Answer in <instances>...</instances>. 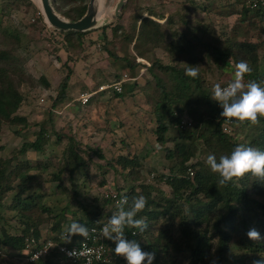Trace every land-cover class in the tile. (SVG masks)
Returning <instances> with one entry per match:
<instances>
[{"label":"rangeland","instance_id":"1","mask_svg":"<svg viewBox=\"0 0 264 264\" xmlns=\"http://www.w3.org/2000/svg\"><path fill=\"white\" fill-rule=\"evenodd\" d=\"M30 1L31 3L24 0H0V50L10 52L23 66L24 76L19 79L18 86L23 101L16 114L24 117L27 124V126L5 123L1 125L0 158L6 162V159L14 156L24 143L33 142L42 128L46 130L49 141L43 146V153L37 155L33 151H27L24 155L18 156L13 163L15 166L29 162L34 166L28 174L36 176L35 180L23 198L34 191L44 194L39 200L40 205L51 212V214L42 212L41 208L35 205L31 210L32 219L41 225H51L57 221L53 215L61 213L62 209L66 208L62 221L63 231L72 211L80 210V206L88 210L93 207V199L102 190L103 186L100 185L102 180H105L106 186L114 190L113 186L128 188L133 183L134 186L140 184L155 186L169 196L170 189L160 183L158 178L170 174L173 162L166 159L164 149L173 148L171 139L176 136L177 131L176 128H172L166 134L169 141L163 146L159 145L155 135L157 127L155 116L169 111L183 112L184 117L189 119L188 122H182L185 124L186 133L195 132L198 118L189 106L179 100L176 75L158 71L152 64L158 59L163 65H176L183 69L186 63L171 61L163 49H151L149 45L140 42L129 43L115 37L112 28L121 26L123 29H129L136 14L142 11L146 17L147 9L151 8L156 14L164 16L163 20L151 17L160 24H164L168 17H173L174 25L171 31L175 30L180 34L186 28L192 30L188 32L195 34L200 40L194 43L197 44L201 55L202 52H210L209 47L224 49L226 44L223 41L234 38V35L239 41L263 42L260 24L254 20L252 25L246 22L239 23L238 21L243 18L240 16V7L225 6L221 0H205L208 3L195 0L201 6H208L205 12L196 9L190 0H126L117 16L115 9L120 0H101L100 18L96 27L85 32L78 44L74 37L71 38L72 42L68 43L61 34L51 35L47 26L44 29L47 31L44 32V20H39L38 13L40 3L38 0ZM247 17L250 18V15ZM163 29L167 30L169 26L164 24ZM196 29L197 33H194ZM204 30H207V34L202 35ZM10 33L18 35V40L10 38ZM209 34L221 41L211 42ZM106 42L110 43L105 48ZM111 54L119 58L127 57L131 61L135 58L139 65L128 69L121 60L114 61ZM259 55L264 56L263 49L259 51ZM230 65L234 69L232 61ZM197 66L209 87L216 84H223L224 87L234 79L233 70L225 69L221 61H214L211 57L207 56ZM263 68L261 62V69ZM69 72L71 73L65 105L61 109H55L56 113L51 116L49 110L57 96L58 86ZM124 75L132 79L125 83L130 93L122 99H117L114 97L115 94H120L122 90L116 93L107 86L114 84ZM41 79L47 83V87ZM100 86L107 87V90L99 92ZM83 93L92 94L91 98L96 97L87 107L83 106L91 98L85 105L78 101ZM10 116L9 113L6 114L4 120L7 121ZM237 128L239 140L245 141L249 140L245 136L256 131L253 125H244V122H240ZM230 130L225 133H229ZM16 131L19 135H15ZM58 134L64 137L59 144H54ZM68 137L80 142L75 148L84 160V166L72 172L69 169L73 167L75 161L68 158ZM97 152H100L103 158L99 157ZM120 155L139 158L140 165L132 174L135 178L133 181L124 178L128 171L121 172L119 166L115 165V160ZM206 159L205 154L198 152L191 163ZM67 162L69 164L66 166ZM39 164L46 168L43 169L38 166ZM109 164L114 167H109ZM62 168L66 169L62 170L60 180H54V175ZM18 184L19 179H14L13 191L5 196L6 207L0 210V217L3 218L0 220V228L4 227L11 234L17 233L19 222L14 217L16 211L8 209L7 205L17 191ZM160 222L152 227L151 233L155 234L158 231ZM41 233L44 236L48 235L44 229H41ZM149 240V237H144L142 243L145 245ZM261 241L264 246V238ZM216 242L217 239L214 240V248ZM232 252L235 256L247 254V263L253 264L256 256L260 261H264V251L254 254L249 250L244 252L239 247H233ZM5 253L8 258L0 259L5 261L13 259L15 264H25L13 254L11 258L12 252ZM14 254L17 256L16 252ZM180 261L178 264L190 263L187 256L180 257ZM232 264L239 263L236 261Z\"/></svg>","mask_w":264,"mask_h":264},{"label":"trees","instance_id":"2","mask_svg":"<svg viewBox=\"0 0 264 264\" xmlns=\"http://www.w3.org/2000/svg\"><path fill=\"white\" fill-rule=\"evenodd\" d=\"M24 1L31 3L30 0ZM49 1L54 11L68 21L81 19L86 13L89 2V0ZM206 1L204 3H208ZM221 1L228 7H240V16L243 18L238 21L239 23L246 22L252 25L254 24L253 20L257 21L260 24L261 36L264 39V12L261 9L252 10L244 1L240 0ZM190 3L195 5L196 9L204 12L205 8L208 7L201 6L195 0H190ZM141 12L134 16L129 29H123L121 26L113 27V36L122 38L129 43L140 42L143 45H149L151 49H163L171 58V61L184 62L186 67L188 65L197 66L208 56L213 58L214 61H221L225 69L235 72V67L234 69L231 68L230 61L235 66L240 60H246L251 66L252 72L244 76L245 83L255 81L264 86V68L261 69V62L264 67V56L259 55V51L264 50V41H239L237 36L234 35V38L223 41L226 44L224 49L209 47L210 52L205 51L200 55L198 46L194 43L200 42V40L195 34L188 32L192 30L186 28L180 34H177L175 30L171 31L174 25L171 16L164 23L169 26V29L164 30V24H160L151 18L163 20V15L156 14L151 8L147 9L146 17L143 15L145 13ZM38 13L39 20H44L41 12ZM235 14L238 15L237 12ZM247 15H250V18ZM46 26L44 22V32L47 31L44 30ZM47 29L51 31L50 34L53 36L63 35L68 43L72 42L71 38L74 37L77 43L80 44V40L84 35V33L73 31L59 32L52 28ZM103 29L105 30L106 27H103ZM194 33H197V29L194 30ZM201 34H207V30H204ZM209 36L211 42L221 41L211 34ZM9 37L18 40V35L10 33ZM108 43L110 42L105 43V48ZM111 57L114 61L121 60L124 62L125 67L128 69H133L139 65L135 58L131 61L127 57L119 58L115 54H111ZM152 67L158 71L171 72L176 75L178 98L195 112L198 123L195 132L186 133V128L180 129L183 121H189L186 116L184 117L183 112L169 111L162 115L156 114L157 127L155 135L159 145L163 146L169 141L166 134L172 128H176L177 131L176 136L171 139L173 148L164 149L166 159L173 162L170 174L161 175L158 178L160 183L165 184L170 189V195L166 196L163 191L151 185L140 184L134 186L131 183L128 188L113 186L117 191H125V196L129 198V201L139 195H143L147 199L145 209L138 213L137 218L146 219L148 229L140 233L137 229L126 228V235L141 242L140 245L143 250L155 253L153 264H178L181 262L180 257L184 258L185 256L190 259L189 264H232L236 261L239 264H251L246 261L247 254L243 253L235 256L232 248L239 247L244 252L249 250L254 254L264 251L261 240L253 241L246 235L248 230L255 228L260 232L262 239L264 238V181H260L251 174H246L242 178H234L227 185H220L218 174L210 170L206 160L198 161L195 164H192L191 161L196 158L198 152L206 156L214 154L218 159L220 155L230 154L238 144L256 147L264 151V117H259V124L257 125L244 122V125H253L256 131L254 134L245 136L249 140H239L237 126L241 121L232 119L231 123H228L226 118L220 116L222 108L212 100L213 87L207 85L201 72H199L197 78H191L185 75L186 67L182 69L176 65H163L158 59H155ZM70 73L62 79L58 86L57 96L49 110L51 116L54 112L56 113L55 109H61L65 105ZM23 76L24 70L20 61L12 56L10 52L0 50V128L4 123L27 126L26 119L16 114L23 101V95L18 89L19 79ZM119 78L116 82L121 80ZM41 80L47 87V83L43 79ZM129 93V87L124 84L122 92L115 94L114 97L122 99ZM94 98L96 99V97ZM94 98H91L83 107L91 105ZM166 101L167 98H165ZM8 113L11 116L5 121L4 116ZM225 124L228 125L229 130L231 129L229 133L223 131ZM14 133L19 135L18 131ZM48 137L46 130L42 128L36 134L33 142L24 143L21 149L15 152L14 156L6 159V162H3L0 158V210L6 207L4 203L5 196L13 191L14 179H19V184L16 186L17 191L14 193L10 204L7 205L8 209L17 213L14 217L19 222V230L16 234H11L4 227L0 228V248H4L10 253L12 251L11 258L14 252L21 251L27 238H39L41 229L46 230L48 235L58 236L62 234V221L64 220L66 208L62 209L61 213L53 215L54 220H57L54 224L41 225L38 221L33 220L31 210L35 205L39 206L42 212L51 214L49 209L40 205L39 200L44 194H38L34 191L31 195L23 198L24 193L32 187L35 180L36 176H29L28 174V171L32 170L34 166L29 162L13 166L18 156L24 155L27 151H33L37 155L42 154L43 146L49 141ZM63 137V135L58 134L54 144H59ZM68 141V158L70 161H75L73 167L69 169L72 172L82 168L84 160L75 148L80 142L78 141V144L71 137H68ZM96 154L103 158L100 152ZM139 162V158L136 156L120 155L116 158L115 165L119 166L121 172L128 171L124 178L133 181L135 178L132 174L139 167ZM68 164L69 162L65 165ZM38 166L42 167L41 164ZM109 167L113 168L114 166L109 164ZM42 168L45 169L46 166ZM64 169L66 168H62L54 175V180H60ZM100 185L103 187L96 198L93 199V207L88 210L80 206V210L72 211L67 226L76 221L88 227L94 219L101 215L103 206L106 204L103 199V191L109 186H106L105 180H102ZM183 205H186V207L184 208ZM0 220H3V218L0 217ZM159 221L161 222L158 231L155 234L151 233L150 230ZM132 231L136 232L135 236L130 235ZM144 237L150 239L145 245L142 243ZM215 239H217V242L214 248ZM233 240L235 241L233 242ZM259 259L258 256L255 257V261ZM3 263L15 264L16 262L13 259L11 261L0 259V264ZM32 264L64 263L60 261L58 253L51 251L45 258Z\"/></svg>","mask_w":264,"mask_h":264},{"label":"clouds","instance_id":"3","mask_svg":"<svg viewBox=\"0 0 264 264\" xmlns=\"http://www.w3.org/2000/svg\"><path fill=\"white\" fill-rule=\"evenodd\" d=\"M251 72L249 63L246 60H240L235 65L233 81L225 87L220 84L213 87L212 100L222 108L221 117L249 122L253 125L259 124V117H264V86L255 81L244 82V76ZM185 75L197 78L199 66L188 65L185 68ZM206 163L213 173L218 174L220 185H227L234 178H242L246 174L264 181V151L256 147L238 144L230 154L220 155L218 159L216 155L209 154ZM146 205L147 199L143 195L133 197L131 201L124 196L118 201L116 211L111 214L100 232L103 238L115 244L114 253L117 256H123L127 264H153L155 260L154 252L143 250L139 241L129 240L125 233L126 228L137 229L140 233L148 229L146 219L137 218L138 213L142 212ZM95 231L82 223L73 221L64 227L62 239L65 243H70L73 236L79 235L87 240ZM246 235L253 241L262 239L260 232L255 228L248 230ZM67 255L77 257L87 253L72 250ZM253 264H264V261L257 260Z\"/></svg>","mask_w":264,"mask_h":264},{"label":"built area","instance_id":"4","mask_svg":"<svg viewBox=\"0 0 264 264\" xmlns=\"http://www.w3.org/2000/svg\"><path fill=\"white\" fill-rule=\"evenodd\" d=\"M240 1H244L252 10L259 8L264 12V0ZM47 27L50 28L48 25ZM143 71L144 70H142V72ZM128 80L132 79L124 75L120 81L107 87L116 93H120L122 84H125ZM107 87L100 86L98 91L103 92L107 90ZM91 96L92 94L83 93L79 96L78 101L82 105H85ZM227 122L231 123V120L227 119ZM184 125L185 124L181 123L180 129H183ZM227 130H229V127L225 124L223 126V131L226 132ZM124 196V192L112 188H107L103 191V199L106 204L103 206L101 215L94 219L92 224L88 226L90 230L95 229L96 231L87 240L76 235L72 237L70 243H65L62 239V234L58 236H44L41 233L39 238H27L21 251L16 253L17 256L14 254V257H18L19 260L26 264H32L45 258L51 251H54L59 254L60 261L64 264H89V261H91V264H127L123 256H117L114 253L115 244L111 240H107L100 235L103 225L110 218L111 214L116 211L118 201ZM133 233L136 234L135 231H132L130 235L135 236ZM127 238L131 240L129 236H127ZM72 250L84 251L87 255H79L77 257L67 255V253ZM5 252H7L6 249L0 248V258H8Z\"/></svg>","mask_w":264,"mask_h":264},{"label":"water","instance_id":"5","mask_svg":"<svg viewBox=\"0 0 264 264\" xmlns=\"http://www.w3.org/2000/svg\"><path fill=\"white\" fill-rule=\"evenodd\" d=\"M126 0H120L115 9V16L118 15ZM39 8L44 22L53 30L59 32L73 31L85 33L94 29L98 22L99 0H89L84 16L77 21H68L59 16L52 8L49 0H39Z\"/></svg>","mask_w":264,"mask_h":264},{"label":"bare ground","instance_id":"6","mask_svg":"<svg viewBox=\"0 0 264 264\" xmlns=\"http://www.w3.org/2000/svg\"><path fill=\"white\" fill-rule=\"evenodd\" d=\"M39 1V0H38ZM100 2H101V0H99V13H98V19L100 18L99 16H100Z\"/></svg>","mask_w":264,"mask_h":264}]
</instances>
